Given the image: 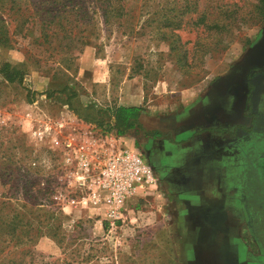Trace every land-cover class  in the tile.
Masks as SVG:
<instances>
[{"label":"rangeland","instance_id":"rangeland-1","mask_svg":"<svg viewBox=\"0 0 264 264\" xmlns=\"http://www.w3.org/2000/svg\"><path fill=\"white\" fill-rule=\"evenodd\" d=\"M14 4L31 6L28 0H0L1 61L26 69L22 84L8 83L0 75V213L13 217L17 244L29 249L27 260L185 264L192 229L199 226L210 236L205 244L210 242L216 252L199 253L200 264H264L262 145L254 146L251 160H246L253 173L244 169V159L209 160L205 154L198 162L191 154L189 169L183 170L187 184L175 181L170 163L175 155H167L162 186L127 203L123 220L114 224L104 208L93 212V204L85 203V193L70 181L71 166L65 160V142L76 131L90 125L97 137L112 132L109 119L103 125L95 122L98 110L140 107L141 128L126 133L127 141L140 149L144 133L159 127L168 131L171 117L228 73L259 36L264 26L261 0H154V8L143 9L132 32L123 34V29L101 22L98 37L66 61L60 55L50 57L47 46L33 36L14 33L19 25ZM154 11L156 21L148 25L145 21L154 19ZM232 11L237 23L225 31L213 26L226 23ZM142 24L146 26L139 29ZM164 150L178 153L170 144ZM194 171L201 176L196 179ZM189 216L204 222L186 221ZM218 216L222 220L214 223Z\"/></svg>","mask_w":264,"mask_h":264},{"label":"flooded vegetation","instance_id":"flooded-vegetation-1","mask_svg":"<svg viewBox=\"0 0 264 264\" xmlns=\"http://www.w3.org/2000/svg\"><path fill=\"white\" fill-rule=\"evenodd\" d=\"M171 137L174 138L173 142ZM143 138L145 142L139 150L153 168L160 186L166 180L168 167L163 160L167 155H175L170 162L171 173L175 176V181L184 184L187 181L182 179L186 176L183 170L189 169L188 161L193 156V160L198 162L206 156L209 160L225 156L237 157L236 159H244V169L253 173L252 166L246 160H251L254 146L262 145L264 149V26L228 73L212 81L186 110L171 117L168 131L159 127L155 131L144 133ZM195 142L198 143L197 146H194ZM168 144L172 149H178V153L168 154L164 150ZM200 146L203 151L198 149ZM191 154L193 156L189 157ZM194 175L196 179L201 176L195 171ZM192 218L189 216L186 221L201 219L196 216L194 220ZM212 220L218 223L222 217ZM200 222L204 220L201 219ZM197 228L192 229L195 241L191 238L197 260L191 264H200L199 253L203 256H206L205 252L211 255L216 253L214 248H210L212 246L209 247L210 242L205 244L210 238L207 236L208 232L199 226Z\"/></svg>","mask_w":264,"mask_h":264},{"label":"trees","instance_id":"trees-1","mask_svg":"<svg viewBox=\"0 0 264 264\" xmlns=\"http://www.w3.org/2000/svg\"><path fill=\"white\" fill-rule=\"evenodd\" d=\"M131 1L133 2L130 6ZM28 3L31 6L25 9L17 4L11 8L12 10L16 9L13 15L14 21H19L20 28L18 29L16 26L14 33L18 31L23 33L24 37L33 36L36 43L47 46L46 50L51 51L50 57L53 54L60 55L63 61L68 58H76L75 50H79V54H81L83 52L81 46L90 44L91 39L98 37L99 23L102 22L105 26L114 25L118 29H123V34H128L139 25L143 9L154 8V0H28ZM258 8L261 11L264 10V0H261V5ZM131 10H134V14L131 13ZM151 14L154 19H147L145 23L148 25L156 21L155 11ZM138 17L139 20H134ZM132 18L133 20H131ZM238 20V16L232 11L226 15V23L217 21L213 26L222 27V30L225 31L227 27L237 23ZM166 22L165 28H169L171 23L168 19ZM92 23L93 28H91ZM145 26L142 24L139 29H143ZM167 32L164 31L163 36ZM25 74L26 69L22 68V64L2 62L0 58V75L6 82L22 84ZM66 89L68 87L64 88V90ZM75 95L76 93L73 91L72 96ZM140 112L141 108L137 106L109 107L105 111L98 110L99 121L95 122L103 125L106 119H109L108 128L123 135L131 129L141 128ZM17 227L9 213L6 214V218L0 213V264H31L26 258L29 249L19 247L17 244L21 243L17 236Z\"/></svg>","mask_w":264,"mask_h":264},{"label":"built area","instance_id":"built-area-1","mask_svg":"<svg viewBox=\"0 0 264 264\" xmlns=\"http://www.w3.org/2000/svg\"><path fill=\"white\" fill-rule=\"evenodd\" d=\"M91 128L87 125L65 142L69 177L85 193V203L104 208L114 224L123 220L128 199L139 190H156L159 182L139 148L126 137L113 130L97 137Z\"/></svg>","mask_w":264,"mask_h":264},{"label":"crops","instance_id":"crops-1","mask_svg":"<svg viewBox=\"0 0 264 264\" xmlns=\"http://www.w3.org/2000/svg\"><path fill=\"white\" fill-rule=\"evenodd\" d=\"M91 50L89 49V50H87V55L89 54H91ZM129 107V106H128ZM93 124H95L94 122H93ZM122 137H126L127 136V134H123V135H121ZM127 138V137H126ZM128 139V138H127ZM130 144V143H129ZM146 194H149V193H145V192H143L142 190H139L138 191V193L134 196V197H131L130 199H128V201L126 202V204L127 203H129L130 201H133V200H135V198H138L139 196H145ZM95 211V208L93 207V212ZM184 251V250H183ZM185 264H191V263H193L195 260H197V255H196V253H195V251H194V249H193V246L192 245H189V248H187L186 250H185Z\"/></svg>","mask_w":264,"mask_h":264}]
</instances>
